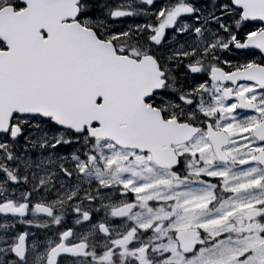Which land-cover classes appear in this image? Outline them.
<instances>
[{
	"label": "snow or ice",
	"instance_id": "1",
	"mask_svg": "<svg viewBox=\"0 0 264 264\" xmlns=\"http://www.w3.org/2000/svg\"><path fill=\"white\" fill-rule=\"evenodd\" d=\"M0 264H264V0H0Z\"/></svg>",
	"mask_w": 264,
	"mask_h": 264
}]
</instances>
